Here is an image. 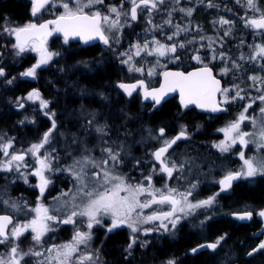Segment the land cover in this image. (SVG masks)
Instances as JSON below:
<instances>
[{
  "label": "rangeland",
  "instance_id": "obj_1",
  "mask_svg": "<svg viewBox=\"0 0 264 264\" xmlns=\"http://www.w3.org/2000/svg\"><path fill=\"white\" fill-rule=\"evenodd\" d=\"M31 3V0H29ZM180 1V0H179ZM226 2V0H224ZM229 1V0H227ZM238 3L241 5V17L238 18V22L240 25L245 26L246 20L250 18H258L260 13H264V4H260L256 1V8H258L259 11L253 9L249 10L247 7V0H237ZM108 5H115L118 8H120L121 5H123V11L127 12V17L121 16L119 20L120 27L108 30L107 27L105 28V34L107 35L109 39V45H102L103 52L95 58H89V59H83L78 60L74 63V65L68 70V76L72 78L78 77V75H81L80 72L85 73L87 70L90 69L89 72L93 69V67L99 68L104 61H106L107 58L111 59L113 62L117 64V67L123 68V75L122 80L116 83L115 87H109L108 91L111 93V95H115V91L119 90V85L122 82L125 81H132V80H145L148 85H154L158 82L159 77L161 73L168 68L170 65H174L178 62L186 61V54H182L180 51L179 45L183 44H190L192 43L191 37L192 35L186 37V31H188L190 28V23H187V26H184L178 33H177V27L173 24L177 21V18L174 16H171V14L178 10L179 8V2L177 0H165L163 4H159L156 9H154L151 14H149L148 9L141 7L138 9L137 12V19L135 21L131 20L130 15V8L132 7L130 0H105V3L103 5H96V9L100 10L104 14L108 13ZM168 7V9H166ZM31 11V10H30ZM86 12L90 11L89 9H85ZM63 12L62 7L57 8H49L47 10H42V16H40L39 20H42L47 17H55L56 15H59ZM165 13H168V15H163ZM178 13H173V15H176ZM112 19H115V16L111 17ZM170 20V23H165V21ZM223 20H226L223 18ZM30 22V21H29ZM27 22V23H29ZM26 23V24H27ZM198 25L197 23H194ZM25 25V24H24ZM23 26V25H21ZM141 26L143 30L135 34L134 36L130 37V34L132 33L131 29L132 27ZM221 27V24H219ZM225 26L229 27L231 24H226ZM199 27V25H198ZM197 27V28H198ZM248 30H253L251 27ZM126 30V31H124ZM255 30V29H254ZM253 30V31H254ZM197 31V30H196ZM196 31L193 34L195 38L193 39V56L192 61L193 63L198 64L199 66H212L216 63L220 64L219 71L217 73L218 76L221 77H230V81L233 82L231 86H225V88L229 89L230 91L227 93V95L231 98L236 95V92L239 91L240 95L244 97V99H235L231 101L228 104L229 108L231 109V117L227 118L224 123L215 131L217 134L216 138L214 139V142L212 143H203L202 146L204 148L197 147L195 143L192 142V134L194 131L189 130L186 125L183 123H180L178 128L176 129L177 132L179 131H190L189 135V142L185 145L178 146L175 150L172 151V153H169L167 156L169 161H174L178 166L180 164H183V170L174 172L173 178L168 179L167 176L163 173L159 172V164L158 168L155 167L151 160L154 159L153 157V150L158 145H164L165 140H169L171 135H165L161 137L158 134V131L155 133L151 132L150 129L146 128V134L143 135L142 140L139 141L137 139L138 136L133 132L131 134H128V130L130 128L132 129L131 124L124 123L123 126L117 127L110 124L111 118L104 116H108L104 114L102 111L103 108H105V105L100 104L97 102V107L94 106L91 102H89L92 106H80V110L77 111V113H74L77 116H70L66 120L67 121H75L77 124V127L75 128V132H69L62 129L59 125H56L55 131L58 133V137L60 138L61 144L64 146L65 151L63 152V147L61 149L55 148L54 144L58 142L57 140H54V130L51 133L50 142L48 144H45L43 148L40 149V152L38 155H40L41 158H44V156H49L50 159V165L53 171H45V176L50 180V183L45 188L44 194H43V200L42 202L38 203H45V208L49 209L50 215H55L58 218L57 223L49 222L52 226L57 225L61 229L59 232H62L64 229L67 228V232L69 233V238L67 240H55V235L52 233V231L48 232L46 236H44V239H42L41 245H36L33 240H30V237L32 236L30 230L25 233V237L28 236V240L20 244V248L27 252L29 248H32L34 251H40L43 253L40 257L35 256H29L25 258L26 264H35L37 260L45 261L46 264V258L52 255H55V253H49L47 251L48 248H51L53 245H63L70 243L72 241V237L74 235V232L79 228L80 230L84 232H88L89 229L87 228V218L86 217H74V224H63L59 221L66 218L67 215L71 213V211H80L84 204L87 203L88 197L86 195H83L81 193H77V188L81 187L79 182L74 178L72 174H70L68 171L63 170L67 169L69 165H72L74 163V160L82 159L85 156L91 157L93 160L99 161L101 159L107 158V153L103 152L102 149L105 147H110L113 149V151H120L121 145L123 146V150L121 151V163L115 164V162L109 160L107 167L113 172L115 175L123 176L125 178V182L128 184L136 185L139 183H143L145 186L147 185L148 181L145 179V177L151 175L152 176V184L154 188L165 190L164 188L165 184L167 183L169 187L176 188L180 192H187L191 189L192 185H196L195 189H192L193 195L190 196L188 199L192 203H196L201 200H206L210 197H215L214 203L206 208H199L194 210V212L190 215L183 216L181 218L175 229H171V225H169V231H165L162 228H158L159 222H155V225L157 226V230L151 231L148 234H144L143 229H149L153 228V224H144L141 226V231L137 232L136 234H132L130 229L127 227H120L118 229H115L114 231H118L120 229H125L128 231L130 237L132 235L136 236V243L133 245L132 249H128V245L124 251L131 252L135 245H140L142 247L147 246L152 241H157L163 238H169V239H176L182 229H185L190 232H198L200 241L202 242L204 239L203 230H205L206 225L215 219H224L227 217H230L232 212L235 211H254L256 214V220L261 221L262 225L255 229L251 235L245 240L247 245L246 248H242L241 254L240 253H233L231 248H221L219 250L218 254V263L219 264H237V261L241 258H255L257 256L264 255V249H259V245L264 242V217H260L258 215L259 211L264 209L255 210L254 207H251L250 205H243L237 209L230 210L225 209L223 204L221 203V197L224 194L228 193H220L217 190V184L225 175L228 174V172H232L234 169H243V160L240 159V152L243 151L246 154L247 158H260L264 157V149L257 150L255 144H250L248 147L243 148L238 143L234 145L229 152L227 153H220L213 145L219 143L221 140L224 139V135L219 129L224 128L229 122L236 120L238 115L243 111L244 107L251 104L252 107L249 108L246 115L249 117L248 120H246L242 125V130L248 131V132H256L258 135L259 127L256 128L253 127L251 121L255 119L257 121V124L259 125L261 121H264V114H261L260 108L264 107V103H262L259 100V97L261 95H264V62L258 63L250 59L252 55H254L255 52V45L257 44H264V30L262 32H258L259 34L253 33L252 36L258 38L254 40L252 43V46L247 50V52L239 51V53L236 56V63H231V58L229 56L226 50V48L229 46L230 41L222 42L221 44H218L216 48L213 47V40L216 39L217 35L212 32L211 34H206L203 36H197ZM128 35H124L122 37V33ZM189 32V31H188ZM255 32V31H254ZM174 33H177L176 35H173ZM58 36L57 34H54V37ZM169 36H172L173 38L171 40L168 39ZM205 37V38H204ZM11 45L6 46L7 55H10L12 58H17V55H15V49L12 48V44L15 42L14 38L11 37ZM6 39V38H5ZM64 41V39H62ZM117 41V45L113 46V42ZM5 41V40H4ZM153 41H159L160 43H163L167 46L175 45L177 47V51L175 54L173 53H166L165 56L160 57L156 54H153L151 56L147 55V52L151 50V48L156 47L155 44H153ZM6 44L9 43L8 39L5 42ZM145 44L149 45L148 49H144L143 51H140L139 55H136L138 49L137 45L140 46V48H143ZM47 48L51 52H57L56 50L51 49L50 40L47 41ZM106 49L109 51H113L114 53H108L105 54ZM183 49V48H181ZM220 50L219 53L217 50ZM226 51V52H225ZM31 54L35 57L37 63L39 59V55L37 52L28 50L25 53L21 55ZM219 54V55H218ZM178 59H174L173 57H177ZM194 56L200 57V62L198 63L197 60L193 59ZM60 53L57 56H54L51 61L47 65H43L40 68L37 69L36 76L38 74V71L41 69H47L50 67L52 62L59 59ZM243 57V59H242ZM257 60H261V58H258ZM123 61H128V63H124ZM247 62H250L251 65H248ZM187 63V62H185ZM255 65V66H254ZM32 67V66H31ZM24 69L21 71L18 75L19 78H21V74L25 71H27L29 68ZM141 68L142 72L137 71H129V68ZM227 68V74H221L222 70ZM73 70V71H72ZM78 70V71H77ZM5 71V70H4ZM71 72V75L69 74ZM149 71L153 73V75L149 76ZM75 72V73H74ZM7 74V71H5V75ZM78 74V75H77ZM4 76H0V82L2 84L6 85L8 81H12V77L5 78ZM74 75V76H72ZM76 75V76H75ZM252 77H259L260 79L253 80ZM229 81V80H228ZM11 82V83H12ZM10 83V84H11ZM69 87L72 88V86L69 85ZM257 89H260L259 91ZM33 91L28 92L24 96H20L16 98V105H20L21 103L24 105L23 108H25L27 105H34L37 106L35 108L36 112L38 111V116L41 114H44L43 116H49L46 114L47 108H42L40 101H46L42 98V96L39 93V99L36 100H28L27 97L30 93ZM71 93H74L73 91ZM80 96V95H79ZM89 96V95H87ZM86 96V97H87ZM84 97V96H81ZM221 99H223V96H221ZM97 101L98 98L96 99ZM106 109V108H105ZM104 109V110H105ZM84 113H83V112ZM87 113H86V112ZM35 112V111H34ZM82 112V113H80ZM31 115L34 116V113H28L24 112L21 115L19 125H30L31 128H36L37 121L31 117ZM73 115V113H72ZM81 115V116H80ZM86 115V116H84ZM50 117V116H49ZM84 117V119H83ZM86 117V118H85ZM76 118V120H75ZM82 118V119H81ZM80 119V120H79ZM132 122H137V117L130 118ZM91 121V123H90ZM84 125H82L81 123ZM53 124V122H52ZM60 124V123H55ZM73 124V122H72ZM130 125V126H129ZM70 127V126H69ZM98 127H103L104 131L107 133V135H101L97 133L96 129ZM52 128V127H51ZM83 128V129H82ZM82 129V131H81ZM78 130L80 134L78 133ZM49 129L46 131L48 132ZM131 131V130H130ZM44 132L41 138L37 142H31L28 140H24L20 138L17 140V138H13L10 136L5 137L0 133V136L4 139H1L0 143H5L8 141L12 142V146H15L13 148V153L16 154H23L25 156L24 161L21 162L20 171L17 172L15 170L16 165L12 166V171H0V179L2 182L0 183V212H7L14 216L15 221L13 225L16 224H24L27 222H30L33 218H35V212L32 211V209H35L38 205H44L38 204L35 199H32L29 195H25V193H14V189L19 188L20 186L22 188H34L35 192L37 193L39 191V182H35V176L32 175V173L35 171L36 168L39 167L36 158L31 155V153L28 152V149L33 144H38L41 142L44 134ZM73 134V135H72ZM74 134L77 136H74ZM70 135V136H68ZM153 135V136H152ZM93 136V137H92ZM26 137V136H24ZM75 137V138H74ZM27 138V137H26ZM59 143V142H58ZM138 143H141L139 149ZM152 143L154 144L153 146ZM18 144V145H17ZM157 144V145H156ZM149 145V146H147ZM181 147V148H180ZM51 148V149H49ZM180 150V151H179ZM182 150V151H181ZM58 151V152H57ZM186 151V152H184ZM62 153V155L60 154ZM179 152V153H178ZM184 153V154H183ZM64 154V155H63ZM7 157H4L2 153H0V160H7ZM140 160V163H142L143 167L142 169H136L137 161ZM122 165H128V173H132L134 171V175L128 176L125 172H123ZM145 165V166H144ZM103 167V166H102ZM101 168H92L90 165L85 168L84 180L85 183L88 185L87 188L84 189V191L90 190L91 188H96L99 191H102L103 188L99 187V181L91 175L93 172H101ZM156 169L155 172H153V169ZM56 169H62L57 171ZM75 172L79 173L80 168L79 166H76L74 169ZM23 174V175H22ZM262 175H256L253 177H247L243 178L244 181L247 182H253L257 177ZM25 178L27 179V183L25 182ZM111 185H105L104 187H110ZM212 191V192H211ZM214 191V193H213ZM211 192V193H210ZM62 193H68V195H62ZM125 193H121V195H124ZM213 194V195H212ZM73 195L76 196V199L73 201L72 197ZM148 197L141 196V200H145ZM5 201H7L9 204L11 202H15L18 205L19 210H14L12 207L8 206ZM74 205H80L78 208H74ZM171 210L170 205H152L150 208H146L143 210H137V212H141L142 215H149L153 212H160V211H169ZM177 215H182L180 213H177ZM102 222L105 226L101 225H94L91 231L92 239L89 241L88 247H85L84 245L78 246V251L73 254L71 259V264H76V261L78 260L79 256L81 255H92L93 260H95V257L98 255L99 260L95 261V264H101V262L105 259V257L102 254L101 250H98L94 247V243L96 241V236H98V231H107V227L111 225V219L109 217H102ZM167 223V222H166ZM106 229V231H105ZM113 231V232H114ZM52 238H51V235ZM225 238V237H224ZM219 239V238H218ZM251 239V240H249ZM55 240V241H54ZM217 240V239H216ZM224 241V239L221 241V243ZM131 240L129 241V243ZM2 248L0 249V253H6L8 251L9 245H0ZM254 249H258L254 251ZM249 253H252L249 255ZM129 254V253H128ZM240 254V255H239ZM256 259V258H255ZM22 264H25V262L22 261ZM53 264H56L55 261H53ZM85 264H93L92 261H86ZM264 264V263H262Z\"/></svg>",
  "mask_w": 264,
  "mask_h": 264
},
{
  "label": "snow or ice",
  "instance_id": "obj_2",
  "mask_svg": "<svg viewBox=\"0 0 264 264\" xmlns=\"http://www.w3.org/2000/svg\"><path fill=\"white\" fill-rule=\"evenodd\" d=\"M131 2V20L135 21L137 19L138 9L141 7L147 8L149 14L158 7L159 4H163L165 0H130ZM179 2V0H177ZM105 0H31V15L36 17L42 10H47L49 6L51 8L62 7L63 12L56 16L53 20H48L44 23L29 22L23 26H10L6 25L3 27V32L7 33L9 36L14 38V43L12 48L15 49V55L20 56L28 50L37 52L39 59L35 65L29 68L27 71L23 72L21 75L25 77L35 78L37 69L43 65H47L49 61L53 59L54 56L59 55L58 52H51L47 48L48 37L52 36L54 33L62 34L64 37V42L67 43L70 37H79L84 43H88L92 40H100L105 45H109V39L105 34V28L113 30L120 27L119 20L123 15L127 17L128 13L124 12L123 5L118 8L115 5H108V13L104 14L100 10L96 9V5H103ZM213 5L209 4V7ZM247 7L249 10H258L256 8V0H247ZM85 9L90 11L86 12ZM183 11V9H181ZM191 15V10L187 12ZM115 16V19L111 17ZM165 23H170V20L165 21ZM221 24H228L230 21L221 20ZM246 27H251L256 30H264V13H260L258 18H250L245 22ZM181 29L177 28V33ZM174 33L173 35H176ZM225 35H228L225 32ZM173 37L169 36L168 39L171 40ZM156 47L151 48L147 52V55L151 56L156 54L160 57L166 55V53L175 54L177 47L175 45L167 46L159 41H153ZM138 51L136 55L140 54V51L148 49L149 45L145 44L143 48L139 45L136 46ZM179 47L183 48L184 45L180 44ZM178 59L177 57H173ZM258 58H264V44L255 45L254 55L250 57L253 61ZM193 59L200 62L199 56H194ZM243 59V57H242ZM128 63V61H123ZM129 71L142 72L141 68H129ZM228 69L222 70L221 74H227ZM5 71L0 68V76H4ZM153 75L149 71V76ZM164 83L159 89L148 90L145 87L144 81H139L138 84H120L119 87L129 96L132 92L139 87L143 89V95L145 99L151 98L155 105H159L164 98V96L169 92L178 91L180 94V103L183 107L187 108L189 105H195L197 108L203 109L210 112H223L227 109L222 107V105L228 104L235 99H244L237 91L234 97H229L227 93L230 91L227 88H221L220 81L215 78L213 71L208 66H204L194 72H189L185 74L184 72H164ZM255 81L260 79L259 77H252ZM12 81H8L11 83ZM258 91L260 89H257ZM223 96L222 100L217 99V94ZM28 100L39 99V92L33 91L27 97ZM259 100L264 103V95L259 97ZM41 107L47 108L48 103L41 100ZM19 107L23 108L24 105L21 103ZM252 105L249 104L244 107L243 111L238 115L236 120L229 122L224 128L219 129L224 135V139L213 146L220 153H227L230 149L237 143L241 147L246 148L250 144H255L257 150L264 149V121L257 124V121L253 119L251 121L254 128L259 127L258 135L256 132H248L242 130L241 125L249 119L246 115L249 108ZM261 114H264V107L260 108ZM51 119V116L49 117ZM91 123V121H90ZM56 124L53 121L52 128L46 132L38 144H33L28 152L36 158L39 165L38 168L32 173V175L39 178V190L41 195H43L45 188L50 183V180L45 176V171H53L50 165V157L44 156L41 158L38 153L40 149L44 147L45 144L50 142V137L52 131L55 129ZM97 133L101 135H107L103 127H98L96 129ZM160 135H164V129H160ZM181 138H186L185 131H181L180 134L172 140H165L164 145L160 147L153 153V156L157 163L159 164V172L167 176L168 179L173 178L174 172L182 171L184 165L179 166L174 162H170L165 153L176 143L177 140ZM12 148V142L8 141L5 143H0V153L7 160H0V171H12V166L16 165L15 170L20 171L21 162L24 161L25 156L23 154L10 153L9 149ZM123 146L121 145L120 151H113L110 147H105L102 149L103 152L107 153L106 159H101L99 161L93 160L91 157L85 156L82 159L74 160L72 165H69L67 169L70 174L79 182L81 187L77 188V193H81L88 197V201L83 205L80 211H71L66 218L60 220L63 224H74V217H86L87 218V228L88 232H84L77 228L72 237V241L63 245H53L48 248L49 253H55V255L46 258V264H71V259L74 253L78 251L79 245H84L88 247L89 241L92 239L91 229L94 225L105 226L102 222V217H109L111 219V225L107 227L108 232H113L122 226L130 229L132 234H136L141 231V226L144 224H153V228L143 229L144 234H148L151 231L157 230L155 222H159L158 228L164 229L166 232L169 231V225L171 229H175L178 221L183 218V216L190 215L194 210L199 208H206L214 203L215 197H210L206 200H201L196 203L189 201V197L193 195L192 189L196 188V185H192L191 189L187 192H180L176 188L169 187L166 183L165 190L154 188L152 184V176L149 175L145 177L148 181L145 186L143 183L136 185L128 184L125 182L123 176L115 175L107 167L109 160L115 162V164L121 163V151ZM240 159L243 160V169L239 172H228L220 181L221 191L227 190L232 186V181L238 178L253 177L256 175L264 176V157L247 158L245 152H240ZM138 163V162H137ZM92 168H101V172H93L91 175L99 181V187L103 188L102 191L96 188H91L90 190L84 191L88 185L85 183L84 175L85 168L88 166ZM79 166L80 172L74 171L75 167ZM57 171L62 169H56ZM156 169H153L155 172ZM23 175V174H22ZM27 183V179L25 178ZM105 185H111L110 187H104ZM121 193H125L121 195ZM62 195H68V193H62ZM141 196L148 197L145 200H141ZM73 201L76 196L73 195ZM5 203L12 207L14 210H19L18 205L15 202L10 204L5 201ZM170 205L171 210L153 212L149 215H142L141 212L137 210H143L150 208L152 205ZM80 205H74V208H78ZM35 218L30 222L24 224H16L9 230L8 226L12 224V218L8 215H0V245H9L8 251L6 253H0V264H22L25 262V258L29 256L40 257L43 255L40 251H34L29 248L27 252L20 248V244L17 242L20 238L30 230L32 233L31 239L36 245H41L43 237L46 233L54 231L55 229L51 227L49 222L57 223L58 218L55 215L49 214V209L38 205L35 209ZM180 213L182 215H177ZM258 215L264 217V210L259 211ZM252 216L251 212H247L244 215L239 216V219H250ZM167 222V223H166ZM136 236L132 235L130 237L131 242L128 244V249H132L133 245L136 243ZM224 239L221 236L216 240L215 243H209L207 245H201L200 247H206L215 250L221 241ZM259 249H264V242L259 245ZM258 249H254L256 251ZM196 252L197 249H193ZM252 253H249L251 255ZM99 260V256L95 257L93 260L92 255H81L79 256L76 264H85L86 261ZM35 264H45V261L37 260ZM167 264H175L174 260H169Z\"/></svg>",
  "mask_w": 264,
  "mask_h": 264
},
{
  "label": "trees",
  "instance_id": "obj_3",
  "mask_svg": "<svg viewBox=\"0 0 264 264\" xmlns=\"http://www.w3.org/2000/svg\"><path fill=\"white\" fill-rule=\"evenodd\" d=\"M256 1L260 4H264V0ZM209 4L213 6L209 7ZM179 8L180 11L175 10L173 12L178 14H171V16L177 18V21L173 24L177 28H182L187 26V23H190V29L188 30L189 32L186 31L187 35L185 38L191 34L192 43L191 45L186 43L183 49L180 48L181 53L186 54V61L170 65L168 68L189 70L199 66L192 61L194 50L193 39L195 38L193 34L196 30V35L198 37L214 32L217 35L216 39H212L214 48H216L218 44L229 40L230 43L226 48L227 52H225L229 54L232 64L237 62L236 56L239 51L247 52L254 40L258 39L252 36V34H259V31L254 29L255 32L252 29L248 30L249 28L240 25L237 21L238 18L242 16L241 5L237 0H226V2L224 0H180ZM166 9H168V7H166ZM181 9H183V11ZM30 10L31 3L29 0H0V68L7 71L5 78H14L11 84L7 83L4 85L0 82V128H2L0 129V133H3L4 137L6 135L17 138V140L22 138L32 143L37 142L43 133L52 127V121L60 123L56 125H59L61 128L64 127L62 128L64 130L67 127L65 131L73 130L72 132H75L74 130L75 128L77 129L78 124L75 123V121H72L73 124L75 123L74 125L71 121H66L67 118H64V116L70 117L75 115H71V113H76L78 110L77 108H80V106H92L89 102L100 109V107H98L99 105H97V102H99L105 105L106 109L103 108L102 112L108 115L104 116L105 118H111V125L120 127L126 122L127 124H131L133 127L132 129L130 128L131 131L128 130V134L134 132L136 136H138L137 139L139 141L142 140L143 135L145 136L147 132L146 128L150 129L153 133L163 128L166 135H174L177 133L176 129L180 123H183L188 128L191 127L189 130L194 131L193 134L189 131V135H193L191 139L192 142L197 144V147L204 148L202 144L214 142L217 136L215 131L227 118L231 117L232 111L230 108L227 113L219 117H207L194 110L183 111L176 98H171L160 108L154 109L152 105L144 103L139 95H134L131 99H127L118 89L114 92L115 95H111L108 88L115 87L116 83L122 80L123 68L117 67V64L109 58H107L99 68L93 67L91 72H89V69L86 71L87 73L85 72L83 74V72H80L81 75L72 78L68 76V70H70L76 61L89 59L97 54L100 55L103 52V48L102 45L78 47V43H65L60 36H55L50 41L51 49L60 53L59 59L52 62L49 68L39 70L36 81L23 79L22 76L19 78L18 74L24 69L33 66L36 59L31 54L20 55L17 56V58H12L10 55H7L6 46L8 47V45H11V38L7 33L3 32V27L6 25L21 26L31 21ZM189 10H191V15L187 14ZM163 15H168V13ZM223 18L230 21L228 24H231V26L227 27L225 26L226 24H221L220 21ZM194 23H197L199 27ZM219 24H221V27ZM141 30H143L141 26L132 27L130 37ZM225 32H227L228 35H225ZM124 35L126 34L123 32L122 37ZM126 36L128 37V35ZM7 39L9 43L6 44L5 42ZM112 44L116 46L117 41L115 40ZM219 51L218 49L217 52L219 53ZM108 53L114 52L106 49L105 54ZM262 61L264 62V58L256 60L258 63ZM247 64L251 65L250 62H247ZM219 66L220 64L216 63L211 67L218 73ZM230 77L232 76L230 75L226 78L221 77L225 86H231L233 84V82L230 81ZM69 85L73 87L71 88ZM32 90L39 92L42 98L48 103L49 108L46 114L51 116V119L49 116H43L44 114L38 116V111L36 112L35 110L37 106L27 105L25 108H21L19 105H16L15 100L17 97L24 96ZM72 91L75 93L69 94ZM97 98L99 101L96 100ZM67 103L68 106L70 104L69 107ZM24 112L34 113V116L31 115V117L37 121L36 128H31L30 125H19L21 115ZM58 112L60 113L57 114ZM132 117H137L138 121L136 123L132 122V120H130ZM53 132L54 140L59 142L54 144L55 148L58 147V150L60 147H63V151H65L58 137V133L55 130ZM78 134L80 133L78 132ZM189 140L190 138H188L186 142H182V145L188 144L187 142H189ZM138 144L137 148L139 149L141 143ZM153 145L152 143L151 146ZM60 154L62 155V153ZM137 162L136 169H142L143 165L140 163L139 159ZM151 163L155 167L158 166L154 159L151 160ZM122 168L123 172L128 176L135 174L134 171L130 174L128 173V165H122ZM16 190L17 192L26 193V190L22 187ZM221 203L225 209L230 210L237 209L247 203L254 205L258 209H263L264 176L257 178L253 183H241L235 186L230 195H222ZM203 231L205 240H214L223 236L225 238L221 247L231 248L233 253L238 252L240 254L242 248H246L245 245H247V243L245 240L252 233L250 225L237 223L229 217L224 219L217 218L210 221ZM64 233L65 235L68 233L67 228L61 232L63 237H60L59 240L64 241L66 239ZM129 241L130 235L125 229L114 232L98 231L94 247L101 250L105 257L101 264H167L169 260H174L175 264H219V251L213 254L205 251L196 255L189 254V250L193 249L197 243L200 242L198 232H190L182 229L180 235L174 240L163 238L152 241L145 247L135 245L133 250L128 252V254L124 250L129 244ZM1 248L0 246V249ZM255 258L245 259L243 257L237 261V264L264 263V255L260 254Z\"/></svg>",
  "mask_w": 264,
  "mask_h": 264
},
{
  "label": "flooded vegetation",
  "instance_id": "obj_4",
  "mask_svg": "<svg viewBox=\"0 0 264 264\" xmlns=\"http://www.w3.org/2000/svg\"><path fill=\"white\" fill-rule=\"evenodd\" d=\"M131 9V8H130ZM130 15H131V13H130ZM40 16H42V11H41V13H39L38 14V16L35 18V19H33L32 18V15H31V21L30 22H35V23H41L42 21H45V20H51V19H55L56 18V16L55 17H47V18H44V19H42V20H39V18H40ZM55 35H56V33H54ZM54 34H53V36H54ZM58 36H60V35H58ZM54 38V37H53ZM78 45V47H92V46H94V45H98V44H93V45H90V46H82V45H80V44H77ZM99 56V54H97V55H94L92 58H95V57H98ZM35 65V64H34ZM167 69H169V68H167ZM159 80H160V77H159ZM159 80H158V82L156 83V84H154V85H148V83H147V87L148 88H152V87H156L158 84H159ZM222 80V79H221ZM134 81H136V80H134ZM145 81V80H144ZM146 82V81H145ZM222 82H223V88H225V83H224V81L222 80ZM32 91H35V90H32ZM37 92V91H36ZM134 96V95H133ZM132 96V97H133ZM127 99H131L132 97H127V96H125ZM173 98H176V97H173ZM176 100H177V98H176ZM220 100H222L221 99V95H220ZM177 102H178V100H177ZM179 104V103H178ZM150 105H152V107L154 108V106H153V104H150ZM163 105V104H162ZM161 105V106H162ZM160 106V107H161ZM180 106V105H179ZM227 110H226V112H224V113H222V114H225V113H227L228 112V109H229V106L228 105H223ZM159 107V108H160ZM180 108H181V106H180ZM155 109V108H154ZM158 109V108H157ZM182 109V108H181ZM183 110V109H182ZM188 110H194V111H196L194 108H191V109H188ZM184 111V110H183ZM186 111V110H185ZM197 112V111H196ZM197 113H199V112H197ZM199 114H204V115H206L207 117H209V116H213V117H219L220 115H222V114H220V115H210V114H206V113H199ZM53 122V121H52ZM181 131H179V132H177V133H175L172 137H170V139L169 140H172V139H174L175 138V136L178 134V133H180ZM185 133H187V135H188V138H189V133L188 132H185ZM158 134L160 135V129L158 130ZM166 135V133H165V130H164V135L163 136H165ZM68 136H70V135H68ZM161 136V135H160ZM163 136H161V137H163ZM188 138L186 139V140H184V141H181L180 143H178L177 145L178 146H180V145H182V142H186L187 140H188ZM18 145V144H17ZM175 146L170 152H168V154L166 155V156H168L169 155V153H171L173 150H175L178 146ZM163 145H158V146H156L155 148H154V150H153V153L155 152V150L157 149V148H160V147H162ZM15 146H12V148H10L9 149V152L10 153H13L12 151H13V148H14ZM26 156V155H25ZM154 157V156H153ZM154 160H155V158H154ZM155 162L157 163V161L155 160ZM239 171H241V170H239V169H234L232 172L233 173H235V172H239ZM260 177H263V176H259V177H257V178H260ZM256 178V179H257ZM255 179V180H256ZM221 180V179H220ZM254 180V181H255ZM253 181V182H254ZM2 182V180L0 179V183ZM35 182H39L40 183V181H39V178L37 177V176H35ZM253 182H250V183H253ZM241 183H249V182H247V181H244L243 180V178H239V180L232 186V188H230V189H228L227 191H225V192H220L219 191V182H218V184H217V190L220 192V193H228V194H224V195H230L231 194V192L233 191V189H234V187L235 186H237V185H239V184H241ZM21 187V186H20ZM23 189H25L26 190V193H25V195L27 194V195H29L32 199H35L36 201H37V203L38 202H42V200H43V195H41V193H40V190L36 193L35 192V189L34 188H29L28 190H27V188H23ZM14 193L16 194V193H22V192H17V190L16 189H14ZM44 194V193H43ZM43 203H44V201H43ZM43 203H38V204H43ZM247 205H250L251 207H254V209L255 210H259L258 208H256L254 205H251V204H249V203H247ZM43 207H45V203H44V205H43ZM264 209V208H263ZM247 212H251L252 213V217H251V219H250V221H248V222H238V221H236L237 223H240V224H245V225H250V229H251V231L253 232L255 229H258L261 225H262V222L261 221H258V220H256L255 218H256V214H255V212L254 211H251V210H248V211H235V212H232L231 213V215H230V217L229 218H231L232 220H234L233 218H232V214H234V213H247ZM0 214H7V215H10L11 217H12V224H10L9 226H8V228H9V230L13 227V224H14V221H15V218H14V216L12 215V214H10V213H7V212H0ZM51 225V224H50ZM51 227H53L55 230L54 231H52V233L55 235V240H59V238L60 237H63V234H61V232H59V230H61V229H58L59 227L57 226V225H55V226H52L51 225ZM32 234V233H31ZM48 233H46V235H47ZM45 235V236H46ZM51 235V234H50ZM64 236H65V240H67L68 238H69V233H66V235H65V233H64ZM51 237H52V235H51ZM221 237V236H220ZM220 237H218V238H220ZM217 238V239H218ZM29 238H28V236L27 237H25V234L20 238V240L19 241H17L19 244H21V243H23V242H25L26 240H28ZM43 239H44V237H43ZM30 240H32L31 239V237H30ZM54 240V241H55ZM216 242V239H214V240H203L202 242L200 241V242H198L197 243V245L193 248V249H195V248H197L198 246H200V245H202V244H205V243H215ZM222 243H220V245H218V248L215 250V251H213V252H211V251H206V250H204L205 252H209V253H216L217 251H219L222 247ZM192 250V249H191ZM190 250V252H189V254H191V255H196V254H199L200 252H204V251H200V252H197V253H192V251ZM236 264V263H235Z\"/></svg>",
  "mask_w": 264,
  "mask_h": 264
},
{
  "label": "water",
  "instance_id": "obj_5",
  "mask_svg": "<svg viewBox=\"0 0 264 264\" xmlns=\"http://www.w3.org/2000/svg\"><path fill=\"white\" fill-rule=\"evenodd\" d=\"M38 16V15H37ZM36 16V17H37ZM36 17H33L32 16V18L33 19H35ZM51 20H53V19H51ZM48 20H45V21H42L41 23H44V22H47ZM256 30V29H255ZM256 31H263V30H256ZM59 34V33H58ZM61 37H63V35L62 34H59ZM52 36H50V37H48V39H50ZM64 38V37H63ZM71 41H76V42H78V43H80L81 45H83V46H90V45H93V44H102L103 42H101L100 40H98V39H96V40H92V41H89L88 43H84L83 41H81L80 40V38L79 37H70L69 38V40H68V42H71ZM209 67V66H208ZM201 68H203V67H196V68H192V69H189V70H186V71H184V70H182V69H173V68H169V69H166V70H164L162 73H161V75H160V80H159V84L156 86V87H152V88H148L147 87V83L144 81V83H145V87L148 89V90H152V89H159L160 87H161V85L164 83V76H163V73L164 72H184L185 74H187V73H189V72H194V71H197L198 69H201ZM209 68H211V67H209ZM212 69V68H211ZM212 71H213V75L215 76V78L216 79H218L219 81H220V86H221V88H223V82H222V80L220 79V78H218L216 75H215V72H214V70L212 69ZM23 78H29L30 80H32V81H35V78H32V77H25V76H23ZM139 81H143V80H136V81H130V82H124L123 84H138V82ZM120 90H121V92L124 94V95H126L127 97H132L133 95H135V94H140V96H141V98H142V100H143V102H145V103H147V104H153V106H154V108L155 109H157V108H159L162 104H164L167 100H169V99H171V98H173V97H176L177 98V100H178V103H179V105L181 106V108L183 109V110H188V109H191V108H194L197 112H199V113H206V114H210V115H220V114H222V113H224V112H226V111H223V112H210V111H205V110H203V109H200V108H197L195 105H189L187 108H185V107H183L182 105H181V103H180V94H179V92L178 91H175V92H169V93H167L165 96H164V98L162 99V101H161V103L159 104V105H155V102L151 99V98H148V99H145L144 98V95H143V89H140L139 87H137V89L136 90H134L133 92H132V95L131 96H129V95H127L121 88H120ZM217 99L218 100H220V94L218 93L217 94ZM222 107H224L223 105H222ZM225 108V107H224ZM180 133H178L175 137H177L178 135H179ZM188 138V135H187V133H186V138H181V139H179V140H177L176 141V143L174 144V145H172V147L168 150V152H170L178 143H180L181 141H184V140H186ZM159 148H157L156 150H158ZM155 150V151H156ZM168 152L167 153H165V155H167L168 154ZM239 180V178L238 179H236V180H234V181H232V186L237 182ZM232 186L230 187V188H232ZM230 188H228V189H230ZM227 189V190H228ZM227 190H224V191H221V186H220V184H219V191L220 192H225V191H227ZM245 213H234V214H232V218L234 219V220H236V221H238V222H248V221H250V219H239L238 217L239 216H241V215H244ZM0 215H7V214H0ZM8 216H10V215H8ZM11 217V216H10ZM252 217V216H251ZM12 218V217H11ZM13 221V220H12ZM207 244H209V243H205V244H202V245H207ZM201 246V245H200ZM200 246H198L197 248H195V249H197V251L196 252H193L192 251V253H197V252H200V251H204V250H206V251H211V252H213V251H215V250H212V249H209V248H206V247H200Z\"/></svg>",
  "mask_w": 264,
  "mask_h": 264
},
{
  "label": "bare ground",
  "instance_id": "obj_6",
  "mask_svg": "<svg viewBox=\"0 0 264 264\" xmlns=\"http://www.w3.org/2000/svg\"><path fill=\"white\" fill-rule=\"evenodd\" d=\"M72 71H73V70H72ZM72 71H70V73H69L70 75H71V72H72ZM77 71H78V70H77ZM72 73H73V72H72ZM74 73H75V72H74ZM86 73H87V72H86ZM83 74H84V73H83ZM77 75H78V74H77ZM72 76H74V75H72ZM74 78H75V77H74ZM70 79H71V78H70ZM68 81H69V80H68ZM71 81H72V80H71ZM67 85H68V82H67ZM72 87H73V86H72ZM68 88H69V87H68ZM69 89H70V88H69ZM70 90H71V89H70ZM74 90H75V89H74ZM74 93H75V92H74ZM69 94H71V92H70ZM69 94H68V95H69ZM72 96H73V94H72ZM78 97H79V96H78ZM65 98H66V97H65ZM72 99H73V98H72ZM79 99H80V98H79ZM80 100H81V99H80ZM80 103H81V102H80ZM73 104H74V103H73ZM65 105H66V104H65ZM67 106H68V103H67ZM69 106H70V104H69ZM69 106H68V107H69ZM78 106H79V105H78ZM68 107H67V108H68ZM58 108H59V107H58ZM58 108H57V109H58ZM65 109H66V108H65ZM77 109H78V108H77ZM78 110H80V109H78ZM78 110H77V111H78ZM58 111H59V110H58ZM60 111H61V110H60ZM71 111H72V109H71ZM75 111H76V110H75ZM77 111H76V113H77ZM82 112H83V111H82ZM82 112H80V113H82ZM85 112H86V111H85ZM59 113H60V112H58L57 114H59ZM72 113H73V112H72ZM72 113H71V115H72ZM74 113H75V112H74ZM74 113H73V114H74ZM83 113H84V112H83ZM86 113H87V112H86ZM62 115H63V114H62ZM68 115H69V114H68ZM76 115H77V114H76ZM63 116H64V115H63ZM73 116H74V115H73ZM80 116H81V115H80ZM84 116H86V115H84ZM64 118H68V116L65 115ZM85 118H86V117H85ZM68 119H69V118H68ZM81 119H82V118H81ZM83 119H84V117H83ZM75 120H76V118H75ZM79 120H80V119H79ZM59 121H60V120H59ZM66 121H67V120H66ZM60 122H61V121H60ZM71 122H72V120H71ZM64 123H65V122H64ZM75 123H76V122H75ZM75 123H74V124H75ZM77 123H79V122H77ZM80 123H81V122H80ZM74 124H73V125H74ZM81 124H82V123H81ZM64 125H65V124H64ZM78 125H79V124H78ZM82 125H84V123H83ZM65 127H66V126H65ZM68 127H69V126H68ZM72 127H74V126H72ZM75 127H76V125H75ZM62 128H64V127H62ZM77 128H79V127H77ZM0 129H2V128H0ZM82 129H83V128H82ZM82 129H81V131H82ZM3 130H4V129H3ZM65 130H67V127H66ZM1 131H2V130H1ZM5 131H6V130H5ZM5 131H3V132H5ZM72 131H73V130H72ZM72 131H69V132H72ZM74 131H75V130H74ZM76 131H78V130H76ZM78 132H79V131H78ZM72 133H74V132H72ZM79 133H80V132H79ZM1 134H3V133H1ZM5 134H6V133H5ZM76 134H78V133H76ZM72 135H73V134H72ZM80 135H81V134H80ZM74 136H76V135L74 134ZM152 136H153V135H152ZM0 137H1V136H0ZM2 137H3V135H2ZM2 137H1V139H4V138H2ZM92 137H93V136H92ZM74 138H75V137H74ZM76 138H77V136H76ZM1 139H0V141H1ZM156 145H157V144H156ZM59 146H60V145H59ZM177 146H178V145H177ZM57 148H58V147H57ZM180 148H181V147H180ZM60 149H61V147H60ZM179 151H180V150H179ZM181 151H182V150H181ZM57 152H58V151H57ZM63 152H64V151H63ZM184 152H186V151H184ZM60 153H61V152H60ZM171 153H172V152H171ZM178 153H179V152H178ZM172 154H173V153H172ZM183 154H184V153H183ZM63 155H64V154H63ZM211 192H212V191H211ZM211 192H210V193H211ZM213 193H214V191H213ZM214 194H215V193H214ZM212 195H213V194H212ZM105 231H106V229H105ZM192 250H193V249H192ZM192 250H191V251H192ZM189 251H190V250H189ZM190 255H191V254H190Z\"/></svg>",
  "mask_w": 264,
  "mask_h": 264
}]
</instances>
